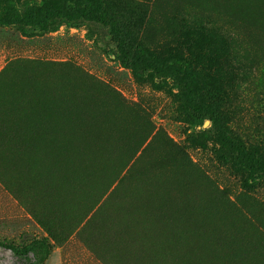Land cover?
<instances>
[{
    "label": "rangeland",
    "instance_id": "374dc122",
    "mask_svg": "<svg viewBox=\"0 0 264 264\" xmlns=\"http://www.w3.org/2000/svg\"><path fill=\"white\" fill-rule=\"evenodd\" d=\"M0 20V264H264V0Z\"/></svg>",
    "mask_w": 264,
    "mask_h": 264
},
{
    "label": "trees",
    "instance_id": "16d2710c",
    "mask_svg": "<svg viewBox=\"0 0 264 264\" xmlns=\"http://www.w3.org/2000/svg\"><path fill=\"white\" fill-rule=\"evenodd\" d=\"M25 13H26V18H25V20H27L28 22H34V24H35V23H36V20H35V14H34V12L27 10ZM85 15H86V16H93V17H95V18L98 19V20L104 21V20H103V19H104V16L99 12V10H98L97 7H88L87 10H86V14H85ZM4 23H5V21L0 20V25H1V24H4ZM46 24H47V21H42V22H41V26L44 27V28H42L43 30L46 29V27H47V26H45ZM114 32L117 33L116 30H114ZM237 145H238V144H236V143L234 142L233 146L237 148V147H238ZM57 149H62V148L58 146ZM82 155H85V156H84V159H86L85 157L88 156V155L85 154V152L82 153ZM67 164H68V163H67ZM179 227H180V226H179ZM180 229H181V228H179V230H180ZM175 231H178V229L175 230ZM148 261H149V260H148ZM149 262H150V261H149Z\"/></svg>",
    "mask_w": 264,
    "mask_h": 264
}]
</instances>
